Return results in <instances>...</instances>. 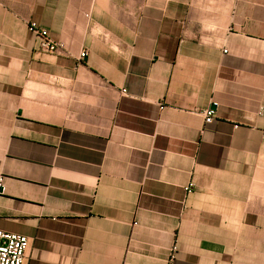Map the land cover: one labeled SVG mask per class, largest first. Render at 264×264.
Instances as JSON below:
<instances>
[{
    "label": "crops",
    "instance_id": "1",
    "mask_svg": "<svg viewBox=\"0 0 264 264\" xmlns=\"http://www.w3.org/2000/svg\"><path fill=\"white\" fill-rule=\"evenodd\" d=\"M263 134L264 0H0V231L23 264H264Z\"/></svg>",
    "mask_w": 264,
    "mask_h": 264
},
{
    "label": "built area",
    "instance_id": "2",
    "mask_svg": "<svg viewBox=\"0 0 264 264\" xmlns=\"http://www.w3.org/2000/svg\"><path fill=\"white\" fill-rule=\"evenodd\" d=\"M27 27L36 36L39 51L46 54H56L64 49V45L61 42L52 40L48 32L35 22H28ZM84 56L85 53H81L79 57L83 58ZM122 92L125 93L124 90ZM202 114L205 124L212 122L214 111L211 108L205 110ZM191 187L192 185L189 184L184 190L189 192ZM27 247L28 240L25 236L0 231V264H23ZM176 253L177 247L173 244L169 249L168 260H174Z\"/></svg>",
    "mask_w": 264,
    "mask_h": 264
},
{
    "label": "water",
    "instance_id": "3",
    "mask_svg": "<svg viewBox=\"0 0 264 264\" xmlns=\"http://www.w3.org/2000/svg\"><path fill=\"white\" fill-rule=\"evenodd\" d=\"M212 107H214V105H212Z\"/></svg>",
    "mask_w": 264,
    "mask_h": 264
}]
</instances>
